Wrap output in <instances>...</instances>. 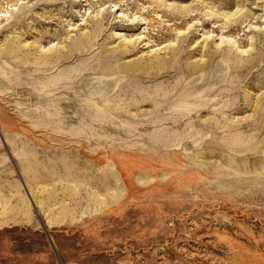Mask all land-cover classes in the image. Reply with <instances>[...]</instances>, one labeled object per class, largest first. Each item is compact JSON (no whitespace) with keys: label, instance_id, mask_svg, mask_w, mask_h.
Masks as SVG:
<instances>
[{"label":"rangeland","instance_id":"obj_1","mask_svg":"<svg viewBox=\"0 0 264 264\" xmlns=\"http://www.w3.org/2000/svg\"><path fill=\"white\" fill-rule=\"evenodd\" d=\"M0 264H264V0H0Z\"/></svg>","mask_w":264,"mask_h":264},{"label":"bare ground","instance_id":"obj_2","mask_svg":"<svg viewBox=\"0 0 264 264\" xmlns=\"http://www.w3.org/2000/svg\"><path fill=\"white\" fill-rule=\"evenodd\" d=\"M139 67V66H138ZM137 69V68H136Z\"/></svg>","mask_w":264,"mask_h":264}]
</instances>
